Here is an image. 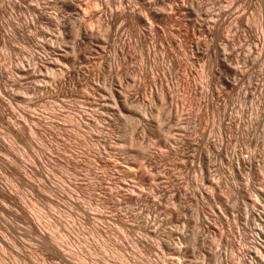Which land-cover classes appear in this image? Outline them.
I'll return each instance as SVG.
<instances>
[{
	"label": "clouds",
	"instance_id": "9594fccd",
	"mask_svg": "<svg viewBox=\"0 0 264 264\" xmlns=\"http://www.w3.org/2000/svg\"><path fill=\"white\" fill-rule=\"evenodd\" d=\"M45 44L59 51L46 52ZM0 85L21 97L17 107L30 115L78 129L77 163L70 166L83 185L82 211L92 213L95 229L115 221L130 237L118 256L61 248L65 260L174 264L167 248L190 249L198 264H219L220 238L207 230L219 220L203 212L200 165L206 158L225 211L235 213V192L250 182L239 161L247 166L258 156L264 186V119L239 116L249 107L246 93L264 85V0H0ZM115 92L122 103L117 107L116 98L105 107ZM178 99L189 107L178 111ZM205 120L236 127L222 140L201 132ZM117 160L138 165L135 172L148 181L127 179ZM225 232L240 264L236 254L244 258L248 245L231 228ZM17 244L0 246V264H44L34 245Z\"/></svg>",
	"mask_w": 264,
	"mask_h": 264
},
{
	"label": "rangeland",
	"instance_id": "374dc122",
	"mask_svg": "<svg viewBox=\"0 0 264 264\" xmlns=\"http://www.w3.org/2000/svg\"><path fill=\"white\" fill-rule=\"evenodd\" d=\"M41 21L46 22V18H41ZM43 38H48V34L44 33ZM51 39L54 41L56 37ZM43 48L46 52L59 51L53 49L51 44H45ZM98 51H103V48ZM58 58L63 60L62 57ZM125 59L131 62V58ZM2 88L0 85V246L9 247V242L19 246L17 241L22 243L27 240L29 247L35 246L34 253L42 258L44 264H72L71 260L64 259L65 253L61 252V248L65 249V252H71L76 247L81 253L94 254L103 248L113 256L120 255L122 245L130 240L121 224L109 221L102 224L101 229H95L91 226L92 213L88 212L85 216L82 211L84 205L80 200L84 197L80 189L83 185L78 182L77 170L70 166L77 163L72 149L74 144L78 146V129L72 123L57 124L53 120L45 121L30 115L17 107L22 103L21 97H11L10 94L4 93ZM262 89L264 85H257L252 92L246 93L245 100L249 107L239 114L241 120H247L248 116L253 114L256 115L257 123L264 119ZM100 92L103 99L105 94L103 90ZM116 98H119V107L123 101L119 92L114 93L113 100L104 101L105 107L112 104ZM186 107L189 105L179 99L176 101L178 111L182 112ZM204 124L202 133L212 135L218 132L222 140L225 139L224 133L228 127H236L235 121L231 125L224 121L216 128L206 120ZM261 127L264 128V124H261ZM252 128L256 132L260 131L256 124H252ZM232 143L235 144V141ZM253 146L255 141L248 144L249 148ZM241 150L243 145L238 147V154ZM258 159V156L255 159L250 158L251 162L247 166L243 160L239 161L240 168L248 171L250 182L247 190L240 188L235 192V213L232 210H224V197L219 195V190L215 188L213 179L208 174L206 158L200 165L206 188L205 192L199 194L207 205L203 212L209 219L219 220L218 224H208L207 228L220 238V252L217 257L219 264H234L235 247L229 245L224 238L225 229L228 228H231L233 236L239 235L242 243L248 245V248L256 249L249 251L246 248L244 258L236 254L240 264H264V260L260 259L264 256V250H261L264 247V211L261 209L264 204V186L259 182L261 177L256 167ZM107 163L110 165L111 161ZM97 164L100 167L105 166L100 161H97ZM136 166L138 165L116 161L117 172L125 173L127 179L138 183L147 182L148 177H141L135 172ZM239 170L234 169L237 174ZM128 195L135 199L134 195ZM89 203L95 207L94 203ZM222 211L223 216L220 215ZM96 218L102 219L99 214ZM2 252L3 248H0V255ZM164 254L174 257V264H198L190 249L177 253L165 248ZM208 255L210 253H205V258ZM112 264H119V260L114 259Z\"/></svg>",
	"mask_w": 264,
	"mask_h": 264
}]
</instances>
